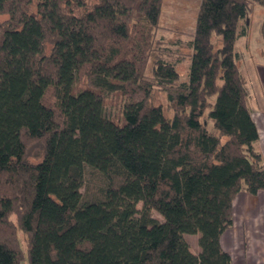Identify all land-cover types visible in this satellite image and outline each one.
Listing matches in <instances>:
<instances>
[{"label": "trees", "instance_id": "16d2710c", "mask_svg": "<svg viewBox=\"0 0 264 264\" xmlns=\"http://www.w3.org/2000/svg\"><path fill=\"white\" fill-rule=\"evenodd\" d=\"M251 1L201 0L184 53L159 35L168 0H0V264H233L234 200L264 191L236 51Z\"/></svg>", "mask_w": 264, "mask_h": 264}, {"label": "rangeland", "instance_id": "374dc122", "mask_svg": "<svg viewBox=\"0 0 264 264\" xmlns=\"http://www.w3.org/2000/svg\"><path fill=\"white\" fill-rule=\"evenodd\" d=\"M201 0H168L167 5L162 11L161 28L159 35H163L166 39L177 41L181 40L180 45L172 46L174 51L179 49L187 53L189 49L187 45L191 40L194 30V20L196 12L199 8ZM264 18V8L260 7L254 1L250 3V12L247 23L243 21L240 24L239 30L246 29V35L238 38L236 43V51L239 53V66L246 81V87L249 94V107L252 117L259 130V141L257 148L261 151L264 161V43L261 34V25ZM7 19V16L0 15V22ZM178 30H182L180 33ZM175 56H178L175 53ZM190 60L185 59L178 64L181 81L188 80V68ZM78 87H84L82 81H78ZM128 102L127 97L121 93H108L105 101V114L116 122H122L123 108ZM152 102L163 106L167 109L169 115L172 114L168 110V101L166 94L157 90L153 96ZM209 127L212 129V122H209ZM28 148V160L37 162L41 156L40 144L30 143ZM39 154V156H37ZM103 185L101 178L95 173L88 172L86 176V185L82 189L90 194H96L99 188ZM246 192H241L236 198L237 210L240 223L245 219H255V201L250 196H245ZM138 210L143 209V203L138 204ZM154 218L163 221V218L156 212L152 211ZM234 215V211H233ZM262 218V217H261ZM186 240L191 246L193 253H198L200 250L198 245V235H186ZM26 259V258H25ZM23 264H27L26 260Z\"/></svg>", "mask_w": 264, "mask_h": 264}, {"label": "crops", "instance_id": "0c3cea01", "mask_svg": "<svg viewBox=\"0 0 264 264\" xmlns=\"http://www.w3.org/2000/svg\"><path fill=\"white\" fill-rule=\"evenodd\" d=\"M244 195L254 198L255 219L240 223L236 198L233 203L234 225L223 234L221 244L231 255L233 264H264V191Z\"/></svg>", "mask_w": 264, "mask_h": 264}]
</instances>
